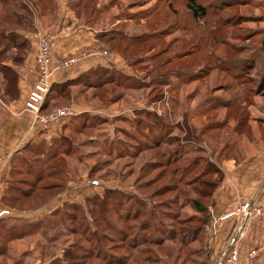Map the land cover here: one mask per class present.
<instances>
[{"label":"rangeland","instance_id":"rangeland-1","mask_svg":"<svg viewBox=\"0 0 264 264\" xmlns=\"http://www.w3.org/2000/svg\"><path fill=\"white\" fill-rule=\"evenodd\" d=\"M21 2L31 14L17 10L21 26L12 27L20 32L13 43L37 32L38 16L44 30L37 34L39 46L56 25L57 0ZM197 3L206 8L205 17L194 18L186 0H66L76 24L94 29L99 50L115 62L66 88L56 108L40 110L44 115L80 106L99 112L80 115L62 134L57 159L45 166L55 174L42 183L62 184L54 197L76 183L83 189L77 199L87 198L49 212L39 236L18 241L17 248L2 242L12 248L1 264L22 259L19 253L31 245L35 256L24 264H198V244L190 239L206 217L194 201L206 203L203 196L219 181L225 158L264 146V0ZM116 32L150 38L131 45ZM20 51L9 50L0 61ZM248 55L256 65L241 73L236 62ZM84 56L76 52L58 64ZM138 112L165 128L161 145L137 141L146 132ZM213 121L220 125L208 126ZM12 176L15 185L16 179L31 180L24 172ZM41 203L33 196L12 209L34 210Z\"/></svg>","mask_w":264,"mask_h":264},{"label":"crops","instance_id":"crops-1","mask_svg":"<svg viewBox=\"0 0 264 264\" xmlns=\"http://www.w3.org/2000/svg\"><path fill=\"white\" fill-rule=\"evenodd\" d=\"M57 5V21L53 29L58 31V37L51 47L52 66L57 67L59 59L76 52H83L86 56L72 67L55 71L51 76V85L74 81L82 74L97 68L110 69L111 62L115 61L108 60L103 54V50H99L98 44L101 40H98L96 31L85 25L76 24L73 12L66 6V0H57ZM39 20L40 18L37 16L34 28V31L37 32L23 34L29 42L22 60L2 62L3 65L12 69L16 78L9 86L0 75V98L3 103L0 105V212L9 211V214L0 219V222L7 228L13 229L14 231H12L17 236L4 240L0 236V258L6 257L9 248H17L18 241L39 236V233L34 229L49 212L65 203H78L84 200L87 198L85 193L88 192H84L83 199H77L79 196L76 195V192L83 189L77 190L76 187L80 185L70 183L65 192L57 195L48 203L28 211L12 209L4 201L11 170L18 167V161L21 158H29V154L41 155V153H45L54 139L72 126L68 123L69 120H65L60 125H52L47 130H40L33 125V115L25 107L29 92L38 78L35 67L38 48L37 34L44 31ZM12 51L17 50L12 49ZM63 92L65 93V90ZM57 99L58 97L54 96L45 103L43 111L56 108ZM73 111L76 116L85 113H99L98 110L91 111L80 106H75ZM263 121H261L262 124H264ZM221 172L222 180L208 199V222L200 234L199 240L195 242L198 244L196 248L201 252V259L205 264H215L218 255L236 235L238 228L243 226L238 237L241 261L243 262L248 251L255 250L254 262L264 264V146L260 150L248 152L245 155L225 158L221 164ZM84 189L86 190V188ZM248 202L258 207L260 213L251 215L246 222H244L242 214L235 213L223 220H218L215 226H212V217L219 219V217L234 213L241 205ZM26 227L33 228L36 233L18 237L21 229ZM28 231L32 230L24 232ZM2 242L9 243L12 247L4 248ZM15 251L17 253L18 249ZM35 251V246L31 245L19 253L22 259L18 260L17 257L13 264H24L35 256ZM42 264L48 263L42 262Z\"/></svg>","mask_w":264,"mask_h":264},{"label":"trees","instance_id":"trees-1","mask_svg":"<svg viewBox=\"0 0 264 264\" xmlns=\"http://www.w3.org/2000/svg\"><path fill=\"white\" fill-rule=\"evenodd\" d=\"M19 2V5H17V2ZM44 2H49V0H43ZM14 2V3H12ZM21 3V4H20ZM13 4V5H12ZM27 4V3H26ZM25 3L22 5L21 0H0V6L1 10H0V59L2 57H4V55H6V53H8L9 50L12 49H16L17 51H20V55L16 54L10 57V60L14 61V60H22L23 56H24V49L26 48L27 44H28V39H24V41L20 42L17 45H14L13 40L18 36V33L16 30H13L12 27L13 26H21V18L20 15H18V11L17 10H23V11H27L28 7ZM9 5H11L12 7H14L13 10H10ZM72 7H79V3H73ZM186 7L187 9L190 11V13L193 15L194 18L198 19L201 17H205L207 14L206 8L199 5L197 3V0H186ZM35 10V9H34ZM29 14H31V10L27 11ZM117 36L111 35V36H107L106 38H108L110 41H114L117 38H119V40H125L127 41V44H134L137 42H142L148 38H150V36H146V35H138V36H125L122 35L121 33L119 34V32ZM105 35H100V37H104ZM14 45V46H13ZM6 62V61H4ZM256 65V58H253L252 55H248L242 59L237 60L236 62V69H238L239 71H241L243 69V71H245L246 68L250 67L253 69ZM102 69V68H101ZM100 68H97L95 70H91L89 72H86L84 74H82L80 77H78L76 80L74 81H67L63 84H55V85H51L50 86V90L48 95L45 98V101L42 105L41 110L43 109V106L45 105V103H47L49 100H51L54 96L59 97L60 95H65V93L63 92L66 88H69L70 86H74L76 83L77 84H83L82 80L84 79H89L91 75H96V72L101 70ZM242 73V71H241ZM194 74V73H193ZM192 73L190 74V76L193 75ZM0 75L2 76V80L7 82L9 86H11L12 81L16 78L15 74L12 72V69L3 65L2 61H0ZM53 96V97H52ZM141 113L140 118L138 119V121H141L143 124L144 122H146V124H144V126L146 127V132L143 134L145 140H137L139 143H143L144 145H149L150 147H155L157 145H161L162 143L158 142V136L163 135V133L165 132V128H163V126H158L156 124L155 119H150L148 116H146L148 113H143V112H138ZM70 119V120H69ZM69 121H72V123L74 125L72 126H76V122L79 119V116H74L72 118H69ZM145 120V121H144ZM152 122H151V121ZM244 123V121H241ZM220 123L213 121L212 124L208 125V126H219ZM206 126V129H213L211 127ZM216 128V127H215ZM73 129H77V127H74ZM205 129V130H206ZM218 129V128H216ZM239 129V128H237ZM143 132V131H142ZM150 139V141L148 140ZM148 140V141H147ZM63 141L62 139V135L59 136L58 138L54 139V141L52 142V145L54 147V149H52L51 151H46L45 153H41V155H37L36 157H33L31 160L29 158H21L18 161V167H14V169L11 170V177H13L12 175L14 174H20L21 172L25 173L27 176L31 177L30 179H16L18 180L15 184H11L10 182L8 183V190L6 192V197H4V201L6 202L7 205L11 206L18 204L21 205L23 201H27V200H31V198L33 196H36V198L41 201L42 205L45 202V198L51 194L49 193H53L50 198H53L57 193L58 190H63L64 187H62V184L60 183H49V184H45L42 183L44 179H51L55 174V173H46V169L45 166L52 160H56L57 156H58V151L56 149V146H58V144H61V142ZM149 142L154 143V144H149ZM155 142H158V144H155ZM149 148V147H148ZM16 168V169H15ZM62 174V171H59L57 175ZM222 180V174L220 175L219 181L217 182V184L215 186H213L211 188V191L207 194H205L203 196V198L206 200L205 204H200L197 201H194V206L195 209L198 213L200 214H205L206 220L203 222L202 226L200 227V229H195L193 232V238H191V243H195L197 242V240H199L200 238V234L203 232L205 225L208 222V212H207V203H208V199L210 198L212 192L214 191V189L216 188V186L219 184V182ZM23 184V185H21ZM24 186V187H23ZM38 205L34 208H37L39 206ZM73 204V205H72ZM63 205H67V206H74V203H65ZM75 207H77L75 205ZM8 211V210H6ZM9 212V211H8ZM5 217V216H4ZM3 218V217H2ZM0 218V219H2ZM43 221H41L37 227L34 229L36 230V232H38V230H40L42 228V223ZM13 229H9L7 228L4 224H2L0 222V236L4 239H13L16 238V233H14L12 231ZM26 230H32V231H28V232H24ZM32 229H28L26 228H22L21 232L18 233V237L24 234H34L36 233L35 231ZM194 252H196L197 257L199 258L198 264H205L204 261H202L201 259V252L195 248ZM53 264V263H52Z\"/></svg>","mask_w":264,"mask_h":264},{"label":"built area","instance_id":"built-area-1","mask_svg":"<svg viewBox=\"0 0 264 264\" xmlns=\"http://www.w3.org/2000/svg\"><path fill=\"white\" fill-rule=\"evenodd\" d=\"M58 37V31L52 30L43 36L37 48V54L35 57V67L38 73V78L34 84L32 90L29 92L27 101L25 103L26 109L33 115V125L38 127L40 130H47L52 125H58L63 123L66 119L74 117L76 114L70 107H62L55 109L49 113L42 115L40 110L45 101L46 96L49 93L51 86V76L52 74L60 69H67L70 66L77 63V57L68 58L60 62L56 68L52 67V56L51 47L54 41ZM0 105H2V100L0 98ZM97 184V182H92ZM235 213H240L243 216L244 222L253 214H259L260 209L256 207L253 203H244L241 205L236 212L229 213L219 217V219L213 218L212 226H215L218 220H223ZM8 211H1L0 218L8 215ZM210 214H212L210 212ZM243 226L238 228L236 235L229 241L226 247L221 251L215 260V264H256L254 258L256 255L255 250H250L246 253L243 262L240 259V254L238 250V237Z\"/></svg>","mask_w":264,"mask_h":264}]
</instances>
